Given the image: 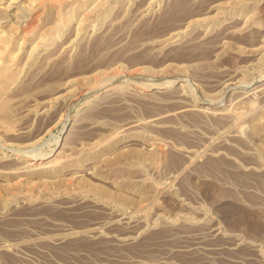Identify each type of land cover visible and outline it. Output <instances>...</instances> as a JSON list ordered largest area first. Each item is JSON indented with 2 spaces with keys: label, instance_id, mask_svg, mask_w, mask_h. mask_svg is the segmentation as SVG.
<instances>
[{
  "label": "rangeland",
  "instance_id": "374dc122",
  "mask_svg": "<svg viewBox=\"0 0 264 264\" xmlns=\"http://www.w3.org/2000/svg\"><path fill=\"white\" fill-rule=\"evenodd\" d=\"M175 1L0 0V264H264V0Z\"/></svg>",
  "mask_w": 264,
  "mask_h": 264
},
{
  "label": "bare ground",
  "instance_id": "6f19581e",
  "mask_svg": "<svg viewBox=\"0 0 264 264\" xmlns=\"http://www.w3.org/2000/svg\"><path fill=\"white\" fill-rule=\"evenodd\" d=\"M27 1V0H26ZM35 1V0H34ZM230 1H232V0H230ZM236 1V0H235ZM40 2H42V0H40ZM225 2H227V0L225 1ZM225 2H223V3H225ZM24 3V2H23ZM30 3V2H29ZM21 4V3H20ZM26 4H28L27 2H26ZM19 5V4H18ZM84 5V4H83ZM24 6L26 7V5L24 4ZM28 6H29V4H28ZM8 7H9V5H8ZM177 7H179V8H181L182 9V12H183V15L184 14H186V13H188L189 12V9H191L190 8V4H189V1L188 0H176L174 3H173V5H172V8L170 9V11H174ZM222 8H223V6H221ZM20 8V7H19ZM178 9V8H177ZM176 9V10H177ZM225 9V8H224ZM251 9V8H250ZM22 10H23V8H22ZM25 10V9H24ZM84 11V10H83ZM85 12V11H84ZM181 14V13H180ZM249 14V13H248ZM36 15V14H35ZM178 15V14H177ZM182 15V16H183ZM21 17V16H20ZM24 17V16H23ZM22 17V18H23ZM173 17V16H172ZM178 17H180V15H178L177 16V18ZM177 20V19H176ZM37 22V21H36ZM29 23V22H28ZM29 27V24H26V25H23V24H21V22H19V25L18 26H16L17 27V32H16V34L15 35H17L18 36V38L20 37L22 40H25L26 39V34L28 33V31L30 30L31 31V29H33V28H31V27H29V29L28 28H25V27ZM33 26V25H32ZM31 28V29H30ZM21 29V30H20ZM37 31V30H36ZM14 33V32H13ZM30 33V32H29ZM29 35V34H28ZM11 36V35H10ZM17 36H15V38H17ZM34 37V36H33ZM29 40V39H28ZM38 40V39H37ZM36 40V41H37ZM24 42V41H23ZM22 43V42H21ZM37 43H38V41H37ZM0 44H3V47L5 46L6 48H8V47H12L13 45H14V42L12 41V39L9 37V35H7V32H4V31H0ZM16 45V44H15ZM18 45V44H17ZM1 46V45H0ZM1 49V48H0ZM7 49H5V51H6ZM11 50V49H10ZM7 52V51H6ZM4 53V52H3ZM17 53V52H16ZM14 54V53H13ZM25 63V62H24ZM0 64H1V62H0ZM8 66V65H7ZM6 65L5 66H3V65H1L0 66V97H2L3 95L1 94L2 93V90H4V88H6L7 90H8V88H9V86H7L8 84H11L10 82L9 83H7L8 82V79L9 78H13L15 75H14V72L12 71H7V68L9 67H7ZM18 66V65H17ZM21 67H22V65H21ZM18 69V68H17ZM17 69H15V70H17ZM18 77V76H17ZM14 79H16V78H14ZM8 87V88H7ZM5 91V90H4ZM2 95V96H1ZM5 97V96H4ZM1 100H2V98H0ZM4 101V100H3ZM2 102V101H1ZM252 103H253V101H252ZM250 104V103H249ZM4 105H2V108H4L5 109V107H3ZM9 107V106H8ZM7 109V108H6ZM2 111V110H1ZM7 113V112H6ZM5 113V114H6ZM2 115V114H1ZM9 115H12V114H9ZM6 116V115H5ZM3 118V117H2ZM6 120V119H5ZM264 149V148H263ZM127 154H129V153H127ZM120 156V155H119ZM31 158V160H41V159H45L46 158V156L44 157H37V156H35V157H30ZM119 158V157H118ZM144 158V157H143ZM123 159H124V157H123ZM137 159V158H136ZM140 159V158H139ZM30 160V161H31ZM142 160V159H141ZM116 161V160H115ZM36 162V161H35ZM47 162V161H46ZM27 163L29 164V161H27ZM26 163V164H27ZM44 162H41L40 163V165L39 166H36V169H37V167L40 169V166L43 164ZM48 163V162H47ZM50 164V166L51 165H53V164H55V163H53V164H51V162H49ZM35 163H34V161H31L30 162V164L28 165L30 168H27L26 166H24V167H21V169L18 171H16L15 172V174L13 175L14 177H13V182H11V185H10V194H17V193H20L21 191H22V187L23 186H21L22 184H23V182H24V175L27 173V172H25L27 169H33V168H35V166L34 167H32L33 165H34ZM122 164V163H121ZM32 165V166H31ZM49 165H47V167L49 166ZM56 166V165H55ZM54 167V166H53ZM27 168V169H26ZM44 169V168H43ZM48 169V168H47ZM46 171V170H45ZM118 171V170H117ZM125 176V175H124ZM124 176H122V177H124ZM120 179V178H119ZM27 181V180H26ZM33 182V181H32ZM33 184H34V182H33ZM44 185V184H43ZM138 185V184H137ZM29 186V185H28ZM42 186V185H41ZM27 187V186H26ZM26 187H25V189H26ZM31 187V186H30ZM30 187H29V189H30ZM28 188V187H27ZM24 190V189H23ZM19 195V194H18ZM5 196V195H4ZM117 199V198H116ZM119 199V198H118ZM119 201V200H118ZM141 202V201H140Z\"/></svg>",
  "mask_w": 264,
  "mask_h": 264
}]
</instances>
